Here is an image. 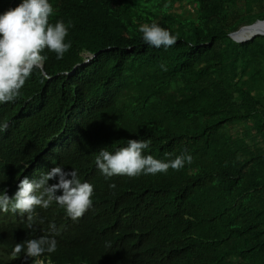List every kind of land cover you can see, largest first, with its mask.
Segmentation results:
<instances>
[{
    "label": "trees",
    "instance_id": "16d2710c",
    "mask_svg": "<svg viewBox=\"0 0 264 264\" xmlns=\"http://www.w3.org/2000/svg\"><path fill=\"white\" fill-rule=\"evenodd\" d=\"M19 2L0 0V11ZM51 2L50 22H71V47L62 59L45 49L46 76L34 70L15 101L0 104V121L26 123L21 139L0 142L10 151L0 190L13 193L11 175L60 165L93 184V203L61 230L55 201L36 206L31 227L0 213V264H264V35H229L264 19V0ZM153 20L176 44L142 41L139 25ZM130 138L150 141L145 154L189 152L192 161L105 178L99 149ZM42 235L55 237L54 252L12 255Z\"/></svg>",
    "mask_w": 264,
    "mask_h": 264
},
{
    "label": "clouds",
    "instance_id": "9594fccd",
    "mask_svg": "<svg viewBox=\"0 0 264 264\" xmlns=\"http://www.w3.org/2000/svg\"><path fill=\"white\" fill-rule=\"evenodd\" d=\"M52 13L51 0H20L14 7L0 11V104L15 101L34 70L46 76L45 49L54 52L57 59H62L71 47V40H66L71 22L63 19L50 22ZM138 31L142 34V41L150 47L162 46L167 49L176 44L178 39L174 32L155 20L140 24ZM5 120L0 121V142L9 136H18L21 139L26 123L11 125V122ZM149 143L148 140L130 138L126 145L114 151L102 147L95 156V166L105 178L113 175L134 177L165 173L169 168L180 169L186 162L192 161L189 152H183L168 160L145 154ZM6 153L10 151L0 149L1 160ZM4 172L9 174L6 169ZM33 174H19L14 177L10 173L13 193L8 186L0 190V213L15 222V225L25 224L28 220L31 227L36 206L48 208L55 201L63 208L64 215L66 214L59 230L63 227L65 217H69L65 229L67 222L73 223L72 221L81 217L92 205L94 186L87 180L82 181L76 169L55 165L37 178H33ZM51 227L55 230V225ZM56 248L57 241L54 236L42 235L16 243L12 255L17 256L22 252L25 258L34 260L45 252H54ZM37 261L42 264L41 259Z\"/></svg>",
    "mask_w": 264,
    "mask_h": 264
},
{
    "label": "water",
    "instance_id": "95a60500",
    "mask_svg": "<svg viewBox=\"0 0 264 264\" xmlns=\"http://www.w3.org/2000/svg\"><path fill=\"white\" fill-rule=\"evenodd\" d=\"M258 23H264V19H258V20H256V21H254L253 23H250V24H246V25H242V26H240L237 30H235V31H232V32H230L229 33V35L234 39V40H236V41H239V42H243V41H247V40H250V39H252L254 36H256V35H259V34H261V35H264V30H256V27H257V24ZM243 28H246V29H254V30H251L250 32H249V35L248 36H246V37H244V38H237V34L240 32V30L241 29H243ZM90 57V56H89ZM76 66V65H75ZM74 66V67H75Z\"/></svg>",
    "mask_w": 264,
    "mask_h": 264
},
{
    "label": "bare ground",
    "instance_id": "6f19581e",
    "mask_svg": "<svg viewBox=\"0 0 264 264\" xmlns=\"http://www.w3.org/2000/svg\"><path fill=\"white\" fill-rule=\"evenodd\" d=\"M259 24H261V23H258L257 24V26L259 25ZM252 30V28L251 29H246V28H243V29H241L240 31H248L247 33H246V35L245 36H243V35H240L239 33L236 35L237 36V38H244V37H246V36H248L249 35V32ZM254 30V29H253ZM256 30H264V23H262L260 26H258V27H256ZM37 104V103H36ZM30 111V110H29ZM71 134V133H70ZM73 136V135H72ZM68 138V137H67ZM66 145V144H65ZM50 153H51V151H50ZM46 154V153H45ZM48 159V158H47ZM46 161V160H45ZM44 161V162H45ZM37 165V164H36ZM33 168V167H32ZM34 168H35V166H34ZM40 169H42V167L40 168V167H38L37 168V172H36V176L39 174V173H41V171H40ZM39 171V172H38ZM35 176V177H36Z\"/></svg>",
    "mask_w": 264,
    "mask_h": 264
},
{
    "label": "rangeland",
    "instance_id": "374dc122",
    "mask_svg": "<svg viewBox=\"0 0 264 264\" xmlns=\"http://www.w3.org/2000/svg\"><path fill=\"white\" fill-rule=\"evenodd\" d=\"M175 8H178L181 12H183L182 7H180V6H176ZM247 32H248V31H240L239 34L245 36ZM242 84H243L244 86L247 85V84L244 83V82H243Z\"/></svg>",
    "mask_w": 264,
    "mask_h": 264
}]
</instances>
